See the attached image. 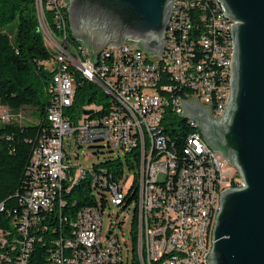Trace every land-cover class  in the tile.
Instances as JSON below:
<instances>
[{
    "label": "built area",
    "instance_id": "built-area-1",
    "mask_svg": "<svg viewBox=\"0 0 264 264\" xmlns=\"http://www.w3.org/2000/svg\"><path fill=\"white\" fill-rule=\"evenodd\" d=\"M219 0H170L165 31L167 45L158 54L144 51L138 42L103 49L94 58L76 49L67 36L65 15L70 0H35L41 13L38 30L50 58L42 62L51 74L46 89L47 116L55 126L33 149L26 175L29 190L20 201V212L10 229H0V264L13 259L2 251L20 250L14 264H24L29 231L40 228L45 214H56L63 196L80 173H93L94 189L104 192L110 207L85 206L65 221V232L53 240L47 264H207L208 222L216 216L218 200L226 190L239 188L235 169L209 149L201 135L189 126L179 138L165 128L177 130L179 101L191 96L213 121L225 107L226 74H231L228 30ZM117 54V61H110ZM96 85L108 99L102 105L74 107L76 77ZM89 112V113H87ZM0 105V127L21 123ZM102 144L121 171L115 177L101 164L82 170L70 165L78 157L74 149ZM67 148L69 149L67 151ZM124 157V162L120 159ZM113 163V162H112ZM133 170L127 183L124 164ZM132 204L130 249L123 258L117 234L102 236L106 209L126 210ZM4 206L0 205V212ZM61 222V223H62ZM120 226L119 223H117ZM46 228V227H44ZM141 249V258H134ZM130 252V257H129Z\"/></svg>",
    "mask_w": 264,
    "mask_h": 264
},
{
    "label": "water",
    "instance_id": "water-1",
    "mask_svg": "<svg viewBox=\"0 0 264 264\" xmlns=\"http://www.w3.org/2000/svg\"><path fill=\"white\" fill-rule=\"evenodd\" d=\"M219 2L234 23L227 104L213 121L207 108L179 101V116L199 127L241 181L219 196L207 264H264V0ZM169 10L170 0H70L69 30L93 58L126 41L158 54Z\"/></svg>",
    "mask_w": 264,
    "mask_h": 264
},
{
    "label": "trees",
    "instance_id": "trees-1",
    "mask_svg": "<svg viewBox=\"0 0 264 264\" xmlns=\"http://www.w3.org/2000/svg\"><path fill=\"white\" fill-rule=\"evenodd\" d=\"M38 25L35 0H0V105L22 115L21 123L0 127V205L4 206L0 212V229H10L11 219L20 212V201L31 182L26 170L33 149L44 136L50 135L51 125L46 120L49 106L46 89L51 74L43 69L42 62L51 55L44 46ZM224 26L229 24L224 22ZM66 27L67 36L73 45L83 46L72 36L67 21ZM91 105H102L104 112L108 99L96 85L77 76L74 107ZM26 111L34 115L36 123L25 122ZM174 125H177V130L165 128V131L173 132L178 138L185 135L187 129L184 126L192 128L182 118ZM100 164L113 177L121 171L119 161L115 163L109 159ZM93 186V173L70 183L63 196V204L57 207V213L45 214L41 227L32 229L34 232L29 231L33 243L27 246L24 264H47L50 243L65 235L61 230L66 227V223L62 221L68 215L85 206H96L97 200H100L101 206L109 207L110 201L104 199V192L98 187L92 189ZM2 253L13 259L9 264H14V258L19 256L20 250L11 252L6 247ZM1 264L8 263L2 260Z\"/></svg>",
    "mask_w": 264,
    "mask_h": 264
},
{
    "label": "rangeland",
    "instance_id": "rangeland-1",
    "mask_svg": "<svg viewBox=\"0 0 264 264\" xmlns=\"http://www.w3.org/2000/svg\"><path fill=\"white\" fill-rule=\"evenodd\" d=\"M39 25H41V15L38 18ZM74 36V35H72ZM76 39V37L74 36ZM84 43V41H81ZM25 122L27 124H34L36 123V118L34 115H31L30 111L25 112ZM103 145L96 143V144H85L82 148L74 149V152L77 153L78 157H72L69 161L70 165L77 167L79 169L85 170L90 168L92 165H98L103 163L107 160H112L115 158V155L108 152L107 149L102 148ZM69 149L67 148V151ZM124 162V157L121 156L120 158ZM125 173L128 177L127 183L122 185L123 191L129 187V182L131 181L133 170L127 168V164H124ZM108 202L109 199H106ZM110 207V205H109ZM132 218V204H129L128 209L120 211L116 208H109L106 209L102 215V236L104 237L105 234L112 229V233L117 234L119 237V241L122 245V252L123 258L127 255V250L130 249V224ZM120 224V226L117 225ZM130 257V252H129Z\"/></svg>",
    "mask_w": 264,
    "mask_h": 264
},
{
    "label": "bare ground",
    "instance_id": "bare-ground-1",
    "mask_svg": "<svg viewBox=\"0 0 264 264\" xmlns=\"http://www.w3.org/2000/svg\"><path fill=\"white\" fill-rule=\"evenodd\" d=\"M219 8H220V10H224L221 3H218V10H219ZM36 12H37V17L39 18L41 13H40V11H36ZM66 21H67V24H69L68 23V15H65V27H66ZM223 22H226L229 24V26H231V21H229L226 18V14H223ZM229 38H230V40H229ZM162 42H163V45H167V36L166 35H162ZM74 47L76 49H83L82 45H80L78 47H76V46H74ZM228 54H232V41H231V37H230V30H228ZM110 61H117V54H110ZM230 75L231 74H226V89H229V86H230ZM228 96H229V93L224 94V103H227ZM184 103H191V96H184ZM224 109H225V107H221V111L219 113V119H220ZM182 119L187 121L189 124L192 125V128H191V126H189V128L191 129V131H192V129H194V135H201V130L192 120L186 119V118H182ZM47 121L51 126H55L54 116H47ZM178 121H179V118H178ZM88 175H90V173H80V179H75V180L79 181ZM69 187H70V185H69ZM214 219H215V216H210V221L208 222V236H211ZM210 248H211V245H208V254L210 253ZM26 251H27V249H26ZM134 258H141V249H136V256Z\"/></svg>",
    "mask_w": 264,
    "mask_h": 264
},
{
    "label": "flooded vegetation",
    "instance_id": "flooded-vegetation-1",
    "mask_svg": "<svg viewBox=\"0 0 264 264\" xmlns=\"http://www.w3.org/2000/svg\"><path fill=\"white\" fill-rule=\"evenodd\" d=\"M209 117V116H208Z\"/></svg>",
    "mask_w": 264,
    "mask_h": 264
}]
</instances>
